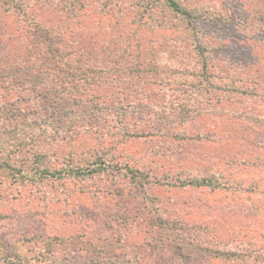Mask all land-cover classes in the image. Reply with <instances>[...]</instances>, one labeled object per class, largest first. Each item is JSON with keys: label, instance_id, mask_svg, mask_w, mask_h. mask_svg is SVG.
Instances as JSON below:
<instances>
[{"label": "rangeland", "instance_id": "1", "mask_svg": "<svg viewBox=\"0 0 264 264\" xmlns=\"http://www.w3.org/2000/svg\"><path fill=\"white\" fill-rule=\"evenodd\" d=\"M176 1L190 16L165 0H0V145L14 124L42 119L29 115L27 68L45 49L41 34L77 45L79 59L91 52L89 65L123 69L117 90L137 103L133 116L118 112L124 126H110V137L83 124L67 143L54 142L48 167L69 166L64 179L17 181L8 163L29 176L35 156L0 148L4 256L49 264L50 242L55 260L81 246L94 264H232L210 250L263 245L264 0ZM94 154L103 170L73 173ZM201 179L212 184L189 185ZM75 261L84 264L81 254Z\"/></svg>", "mask_w": 264, "mask_h": 264}, {"label": "trees", "instance_id": "2", "mask_svg": "<svg viewBox=\"0 0 264 264\" xmlns=\"http://www.w3.org/2000/svg\"><path fill=\"white\" fill-rule=\"evenodd\" d=\"M165 1L168 7L175 13L183 17L190 16L188 10L183 8L176 0ZM40 37L42 39L40 42L45 49L42 54H40V58L27 68H29L31 72L28 76L30 81L29 86L31 87L30 91L32 93L29 100L34 103L29 107V115H38L42 119L39 121L37 120V122L35 120L32 122H18L16 126L14 124L12 127L15 131H12L15 134L14 137L8 136L6 141L4 140L0 145V148L5 149L11 147L13 144V149H26L29 151L30 158H34L35 156L33 161L26 160L25 167L26 165H31L30 169L34 170V174L29 176L26 172L23 173L21 166H14V164L8 163L13 171L16 170V176L19 178L14 176L13 178L17 181L22 179V181L32 180L34 182L35 180L39 181V179L45 180L48 177H55L58 180L67 178L71 175V170L68 169L69 166L54 170H50L48 167L51 160L47 152L51 150L54 142L61 141L67 143L73 135L79 133L80 130H77V127H82L83 124L84 128L88 129L94 137H101L103 135L102 133H105V137H103L105 139L113 135V132H110V129L108 130V128L114 125L117 121V123L124 126V122L117 117L120 110L124 111V116L127 117V115L133 116V114L129 112L130 106H132L131 109H137V103L134 104L129 100L130 98L128 96L129 92L127 91V88H124V91H126L125 93H123L122 88H120L119 91L117 90V85L123 81V69L116 70L97 63L89 65L91 59L94 58L91 52L88 53L86 51L85 53L88 54L87 57L85 56L79 59L78 56L81 55L82 57V52L77 49V45L71 46L67 49L61 46L59 41H48L42 34ZM70 56H74L73 58L76 60ZM104 85L114 87L116 91H118V94L110 93L109 96L105 97V95L102 96L99 94V90L96 92L94 91L95 88L101 89ZM89 88H92L93 92H91ZM99 97H101V99ZM19 102L20 101L16 103V106ZM16 106L14 104V107H12L10 112L13 115L15 113L17 115L21 112ZM112 114L116 116L115 122L111 117ZM13 115L6 117L7 119L10 118L9 122L15 120L18 121L16 115ZM147 115L150 114L148 113ZM37 129H40V135L36 132ZM121 131L123 132L120 134H124V129ZM12 141L14 142L11 143ZM36 151H40V153L38 154ZM16 152H19V150L13 151L14 154ZM93 152L97 153L96 151ZM105 155L106 153H99V157H105ZM88 158L89 159L83 163L78 162V164H75V168H73L74 166H70L73 173H79L80 175L85 174L88 176L94 172L103 170L100 164L95 163V154L93 156L90 155ZM108 159L110 160L111 156H108ZM102 161L103 163H106V167H108L107 165H110L107 158ZM3 164L4 163L0 159V166ZM206 182V179H201L196 180L189 185L202 186L207 185L208 183L212 184L210 181H208V183ZM212 186L214 187V184ZM246 189V187L243 188V191H246ZM246 192H248V190ZM2 220L4 219H0V223ZM168 221V219L164 220L166 226L173 227L174 222H178L177 228L180 227L181 222L171 220L170 223V221ZM76 236L77 238H82L81 242L84 240V236L79 234ZM48 243L50 242L46 243L42 252L46 255V258L48 259L46 262L49 264H67L66 260H64L66 258H69L70 264H74V262L76 263L75 257H78L80 254L84 258V264H94L93 259L87 256L88 252L81 246H75V248L77 247V250L73 248H70L69 251L66 250L71 253L64 254L63 256L61 255V259L55 260L52 256L53 254L48 251V247L52 244ZM147 248H149L148 244ZM167 251H170L171 253L170 249ZM210 254H216L220 260L229 261L232 262V264H264V243L261 246H250L249 244L244 243L241 244L240 247H227L210 250ZM171 255L173 259H180L181 262H185L183 255L179 254L177 251L171 253ZM0 264L22 263L21 261L18 262L11 258L9 255L4 256L3 252L0 251ZM97 264L107 263L102 259L101 261H98Z\"/></svg>", "mask_w": 264, "mask_h": 264}]
</instances>
